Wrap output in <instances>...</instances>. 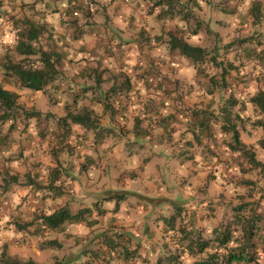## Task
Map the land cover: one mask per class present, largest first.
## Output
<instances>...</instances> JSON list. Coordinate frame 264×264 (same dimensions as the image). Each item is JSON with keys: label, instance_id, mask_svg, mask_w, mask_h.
<instances>
[{"label": "rangeland", "instance_id": "1", "mask_svg": "<svg viewBox=\"0 0 264 264\" xmlns=\"http://www.w3.org/2000/svg\"><path fill=\"white\" fill-rule=\"evenodd\" d=\"M47 2V0L46 2L45 0H34L33 4L30 5V8L27 7V9L29 8V15L24 14L18 18L16 22L18 30L12 29V33L15 36L13 39L15 41V46L21 38L19 31L21 30L20 28L23 27L24 20L22 19L25 16H29L25 19H31L44 27L41 9H37L36 4L38 3L37 6H44ZM85 2H87L86 4L90 3L89 0H85ZM150 2L146 3L144 6V8H146L145 13L148 14L149 12L151 15L158 14L161 8L159 2L162 1L150 0ZM93 3H95V1ZM175 3L176 5L171 14L175 15V18L173 19L176 20V29L172 30L189 43L206 48L209 51L208 59L210 62L207 61V63L201 65L200 63H195L192 59L186 58L180 53V51L169 49L168 45L165 43L168 41V37H165V42H162V47L161 45L157 47L156 44L158 42L148 40V43L127 51L128 54L131 55V59H129L131 65L135 66L140 63L146 65L144 69L137 70V75L132 78L131 90H135V93H133L132 97L127 101L131 102L140 100L141 97L145 95H154L155 91L158 92L159 89L167 87L172 88L171 92L173 93L167 96L170 99V103H174L175 105L184 104L188 106L186 108L189 110L198 108L200 110L208 109L210 112H218L219 107L224 106L231 95L234 94L237 98L239 97L241 101L246 102L260 88L264 87V0H176ZM256 3L261 7V20L254 15L252 10V7ZM29 4L30 3H27L26 6ZM127 6L132 7L131 9H133L137 6L136 1L135 4L127 2ZM23 9L24 8L21 10ZM90 19L91 18H89L88 22H90ZM151 24L152 22H148V25ZM79 36H81L80 41L84 43V45L81 43L79 47L75 39L71 41V36L64 38V41H62V45L66 42L71 44L69 47H66L67 50L61 58L59 65L62 76L56 79L53 84L50 83L47 87L48 89L42 91L43 93H38L39 95L35 93V96L37 97L31 95L26 97L31 99L30 102L32 103H29L34 105L33 108L36 107L43 112L40 117L38 115L39 118H37L36 121L32 120V124L37 126L39 124L37 122L41 120L46 136L48 134H54L57 128L56 117L60 118L65 116L67 111L70 109L72 110L73 108L74 96H70V93L79 91L81 86L78 83L83 81V79L81 80L79 78L78 73L76 74L75 72H80V69L83 66L82 64H84L82 62L85 61L89 64L90 60V63H92V58L99 57L100 55V49L94 46V40H84L81 34H79ZM132 37L134 36L131 35L128 39H131ZM45 40L46 39H43L42 33L39 41L33 42V44L45 51L58 52L62 55V50L60 49L62 46H60V48L48 47V43ZM245 40L248 41L245 42ZM109 53L116 55L115 51H103L105 56ZM9 55H11V59L8 58L5 63H3V61L0 62V70L7 69L6 66L9 60L15 63L21 62L29 67L32 65L35 67L41 66L43 64L39 53L36 55H23L15 49L14 52ZM9 55L6 54V52H0V60L6 59ZM81 56H86L88 59L82 60L80 59ZM212 56L216 57L217 63L211 61ZM156 57H165V59H163V64H159L158 66L153 63L152 61H154V58ZM167 57H170L169 63L167 62ZM172 57L176 62H174ZM171 60H173V62ZM157 66L160 69H158ZM117 67H122V64L118 62ZM223 68H226V70L224 71ZM110 72L116 75L121 73L115 72L114 70H110ZM72 73H75V77L71 81L70 74ZM167 74H169L170 78H166L165 80H169V82L159 80V78H165ZM212 76H215V85L213 79H211ZM222 80H225L226 82L223 87H221ZM110 84L111 83H108L107 85L105 84V89L108 90L109 86H111ZM156 84H161L162 87L157 88ZM212 87L215 89L213 94H207L206 88ZM220 87L223 89H220ZM163 91H165V89ZM19 96L20 95H18V99ZM79 100L83 101V98L80 97ZM19 102V107L13 114L17 119H21L22 116H24L22 123H26L27 117L32 113L33 108H30L26 104L27 102L25 103L23 100H19ZM124 102H126V100ZM249 108L248 112L251 115V118L248 120H245L246 117L243 118L241 136L242 140L246 143L248 150L250 152H255L256 159L263 162V166L255 167L243 155H240V153H236L233 156H226L222 149L217 145V142L224 138L221 127L222 125L221 122L216 120L217 118H214V134H212L209 139L204 141L200 146V149H203L205 146V149H203L205 150V154L203 156L207 158L208 162L201 164L202 158L200 161H196V159L192 157L184 156L183 151L180 150L179 154L182 155L181 159H183L188 166L187 174L184 179H179V183L175 182L173 184L177 189H181L182 191H180L183 192V194L187 196L186 198L191 202L200 201V203H204L205 201H208L207 208H210L212 205L220 207V218L225 220L224 226L231 225L230 227L232 229L236 228V235L241 234L242 227L237 224L238 220L234 211L235 206L250 203L246 208V211L243 212L250 215L253 211L249 210L253 206L259 214L264 215V148L261 145V140L264 138V130L262 127L254 124V121L257 119L255 108ZM48 112L51 114H46ZM246 112L247 110L245 113ZM1 114L2 113H0V116ZM45 114L51 116L46 117ZM131 114H135V112L132 111ZM189 114L194 117V110L189 112ZM124 115L125 116L123 117L122 115L117 114L116 121L122 123V120L129 117L128 114ZM132 117H134V115H132ZM239 124H241L240 120ZM73 129L78 131L81 127L73 124ZM46 136L44 137L46 138ZM112 137L115 138L117 142L116 146L123 143L120 140V135H117L116 132H114ZM127 145H129V143ZM68 155L67 152H63L60 156L62 159L66 160ZM111 157H113V155H111ZM163 157L164 156H161L158 161V169L163 176L166 177L170 173H177L184 170V167L178 163V159L176 158L173 159L167 157V160H163L161 164ZM44 159L47 162H50L51 158L49 159L48 157H45ZM134 159L136 160V158ZM74 162L77 163L78 160L75 159ZM139 169V167H135L118 173V175L120 174L121 179L124 174L127 175V179H129V177H135V180L133 181L121 182L120 186H118V190H121L128 185L129 187L139 185V182H141V177L137 172ZM118 175H110L113 179L111 182L106 183V186H108L107 188H109L107 190L110 196L111 194H115L114 191H111L114 188V179L120 183V181L117 180ZM217 177L220 178L217 179ZM89 179L91 182L90 176ZM167 180H171L169 176H167ZM210 180H214V183H212L211 189H208V182ZM216 180L220 181L221 184ZM158 184L159 182H156L155 187ZM100 187L101 185H99V187L93 185V188H97L94 190H98ZM212 190L215 192L211 193ZM27 191L28 189L24 187L19 189L17 193L13 194H11V192L0 191V197L6 198L3 201L0 199V211H8L7 209H10V204L8 202H13L14 200L20 202L19 198H17V194L26 197L28 196ZM165 192L168 195L171 194V186L169 184L165 186ZM11 195L12 198L8 200V197ZM179 198L180 195L172 198V200L179 201ZM186 198L182 200V203L188 201ZM106 201H108V199H104L103 194H101V197H88L86 203L88 206L94 208V213L96 214L99 213V208H102ZM126 205L131 209H128L130 212H133L134 209H136L135 206H132L130 203H126ZM34 206L35 205L30 206V209H28L27 206L24 210L28 209L32 214L35 209ZM74 207L76 208V206ZM118 208L119 205L118 207L116 205L114 210H117ZM156 208L158 211H162L163 209L162 205ZM32 219L33 218L30 217L27 218L26 221L29 222ZM10 220L11 218H8L7 220L0 219V251L6 248L7 253L17 259L25 261L32 258L43 264H53L57 258H65L68 256L76 258L79 254L78 248L83 250L86 247L88 251L92 250L95 252L97 248L99 249L100 246H102L101 241H99L103 238L101 237V234H111L116 228L119 230L125 228L122 225L111 224L107 212L99 214V223L97 225L90 227L82 222L77 224V228L65 231V234H70L71 236L85 234L79 235L77 238V241H79V239L82 241L80 247L74 250L69 248L68 245L56 250L53 247H43V244L46 242H43V236H35L28 229V231L24 230L23 234L18 232L16 227V230L13 231V227L16 225ZM181 221L184 220L181 219ZM180 226L182 225H180V222L178 221V231L180 234H186V231H182L180 229L182 227ZM131 227L133 229L131 231H134L136 229V224ZM211 230L212 229H209V231L206 232L205 228L199 226L197 229H193L191 233H188L190 236L186 244L193 248L194 253L192 256H188V260L183 258L182 263L190 262V264H192L196 260L213 259L212 254H215L218 243L213 239L211 240V238L214 237V231L210 233ZM259 231L261 234H256L253 237V242L257 243V246L254 247V250L250 251L251 254L256 256L255 260L252 262L233 264H264V218L260 224ZM46 234H59L56 236L58 239L64 240L70 244L76 241L75 237H66L60 232L50 231ZM204 234L207 235L205 236ZM259 237H262V239ZM207 240H209L207 247L201 249V242H207ZM230 246L233 245L230 244ZM227 252L226 248H219L217 251L218 255L216 256L218 259L215 257L214 260H218V264H224ZM91 254L92 253L89 252L86 256L82 255L80 257L81 261L73 264H82L85 260H89V257H92Z\"/></svg>", "mask_w": 264, "mask_h": 264}, {"label": "crops", "instance_id": "2", "mask_svg": "<svg viewBox=\"0 0 264 264\" xmlns=\"http://www.w3.org/2000/svg\"><path fill=\"white\" fill-rule=\"evenodd\" d=\"M0 1V52H6V54L9 55L15 50V41L13 40L15 36L12 33V29L18 30L16 25L18 18L24 14L29 15V8L34 0ZM47 1V4L44 6H37V3L36 7L37 9H41L44 25L43 39H46L45 41H47L48 47L60 48V46H62L60 49L62 50L63 57L67 50L66 47L71 45L67 42L62 45L64 38L71 36V41L75 39L79 47L81 43L84 45V43L80 41L81 36H79V34H81L84 40H94V46L100 49L99 57H93L92 63H90V60L89 64L85 61L82 62L84 64H82L83 66L80 72H75L76 74L78 73V75L83 71L95 73L94 69H98L100 72L107 68V78L116 75L110 72V70H114L115 72H121L119 74L120 78L124 77L122 79H130L129 81L131 82L132 78L137 75V70L144 69L146 65H144V63L135 66L131 65L129 60L131 59V55H129L127 51L148 43V40H150L149 38L155 35L168 37V31L176 29V20L173 19L175 15L168 13V0L162 2L163 4H159L161 8L158 14L156 13L154 15H151L149 12L148 14L145 13L146 8H144V6L146 3H149L150 0H89L90 2L92 1V3L95 1V3H93L94 7L92 8H88V4H86L87 2H85V0ZM135 1L137 6L133 9L127 6V2L135 4ZM27 3L30 4L26 6ZM80 3L82 4V8L78 7ZM27 7L29 8L27 9ZM22 8L24 9L21 10ZM26 17L29 16H25L22 20H25ZM89 18H91L90 22H88ZM148 22H152V24L148 25ZM131 35L134 37L128 39ZM76 36H79V38H76ZM150 41H154V39L152 38ZM165 43L168 45L167 42ZM156 45L157 47L160 45L162 47L163 43L159 41ZM103 51H115L116 55L109 53L106 57ZM8 58L11 59V55L6 59L0 60V62H7ZM80 59L84 60L88 59V57L81 56ZM163 59H165V57H156L152 62L159 66V64H163ZM166 59H168L167 62L169 63L170 57ZM172 59L174 60L173 57ZM173 60L171 61L173 62ZM118 62L122 64V67H117ZM174 62L176 61L174 60ZM158 69L160 68L158 67ZM75 73L70 74L71 81L74 79ZM166 78H170L169 74H167L165 78H159V80L169 82V80H165ZM0 80L1 86L20 95L17 100L18 104H20L19 100H23L25 103L27 102L26 104L30 108H33L34 105L30 104L32 103L30 102L31 99L26 97H28V95L35 96V93H43L42 91H35L23 87L18 77L8 74L5 69L0 70ZM108 83H111V86L108 88L109 90L114 83V78H110L105 84L107 85ZM103 88L107 90L105 86ZM164 89L165 91H163ZM171 91L172 88L163 87L159 89L158 92L155 91L154 95H145L141 97L140 100L131 102L126 100L125 105H127V113L125 114H128L129 117L122 120V123L116 121V117H106L105 115V118L102 120V125L105 127L109 126L114 130L111 133L112 135H109V137L105 139V143L100 144L102 147L101 153L103 154L101 158L102 161H98V164L95 163L94 166H91L83 173H79L80 166L74 168L73 172L77 180L74 182L75 192L73 193L74 201L72 202V206H76V208L88 206L86 202L87 198L90 196L101 197V194H103L104 199H108L110 195L106 183L111 182L113 179L110 175L117 176L118 173L127 169L130 170L135 167L140 168L137 172L141 177V182H139L137 186L129 187L128 185L118 190V186H120L121 182L133 181L135 177H129V179H127V175L124 174L121 179L119 174L117 180H119L120 183L114 179V188L111 191H114L115 194H111V196L125 192L124 199L119 201V208L114 210L117 205L116 198L108 199L102 206V208L105 209L104 213L107 212V216L110 217V223L124 226L123 232L125 234H122L118 238L121 247L114 251L111 250L106 243L107 241H105V238H114V235L99 240L101 241V245H103L95 251L101 253V257L97 258L100 262H103V258H105V260H108L107 262H109V264H157L160 256L164 255L165 252L179 255L181 259L185 258L188 260V256H192L194 251L186 245V241L183 239L185 234H180L178 231V221L183 228L193 230L201 226L206 229V232L212 229L214 224L218 225V223L222 221V218H220V207L212 205L210 208H207L208 201L204 203H200V201L191 202L186 198L187 196L181 192V189L180 191L173 186L175 182H180V178L184 179L187 174L188 166L184 160L181 159L182 155L179 154V151L181 150L184 152L183 147L180 145L183 144L182 141H185L186 138H190L191 134L186 132L189 125V115H187L188 108H186L188 106L170 103V99L167 96L172 93ZM133 93H135V90H131L129 94ZM149 104L151 106L149 108L151 113L146 114L144 108ZM35 109L40 111L36 107ZM101 109L102 105H100V108H97L99 111ZM132 111H134L135 114H131ZM3 112L4 111H0V113ZM132 115H134V117H132ZM137 115L145 120L141 122V125L148 126L151 123L154 127L151 134L147 136L146 139L136 136V131L133 129L135 124L134 119ZM149 115H151V117H148ZM157 115L163 117L170 115V119H166L163 123H159ZM23 117L24 116H22L21 119L14 120H0V191L11 192V194H13L17 193L22 187L28 189V196L23 197L17 194V198H19L20 202H17V200L13 202L10 201L8 202L10 204V209H7L8 211L5 212L0 211V219L7 220L11 218L10 221L13 222L14 225L30 218L31 213L28 209L31 208L30 206L36 205L34 203H37V200L28 201L34 199L31 194L36 192V188H33L32 185H22V183L25 182L28 176L34 180L40 181L41 184L47 182L51 170L57 165L56 159L53 158L50 153L51 147L49 146L48 140H45L41 133L37 132V126L32 124L31 117H27V122L22 123ZM169 121L171 122V126L176 127L172 132L173 136H171V139L168 137L165 128L167 123L169 126ZM77 126L81 127L80 130L85 129L81 125ZM118 129L120 131L123 129V133L122 131H118ZM114 132L120 135V140L123 142L122 144L120 143L116 146L117 142L115 138L112 137ZM88 136L89 138H87L86 142L88 144H95L94 133L89 132ZM128 143L129 145H127ZM183 154L187 156L185 152ZM111 155H113V157H111ZM161 156H164L161 160V164L163 160H167V157L176 158L178 159V163L184 167V170L177 173H170L171 175L168 174L167 176H169L171 180H167V176L165 177L160 174V170L158 169V161ZM45 157L51 158L52 161L50 159V162H47L44 159ZM82 158L81 156V159ZM134 158H136V160ZM77 160H80L79 157H77ZM63 162H65V160H63ZM6 174L17 175L19 183L10 182V179L5 181L4 177ZM89 176L91 177V182ZM156 182H159V184L155 187ZM217 182L220 183L219 181ZM212 183H214V180L208 182V189H211ZM167 184L171 186L170 195L165 192V186H167ZM93 185L97 187L101 185V187L98 190H94L97 188H93ZM213 192L215 191L212 190L211 193ZM175 195H180L179 201L172 200V198L176 197ZM11 198L12 195L8 197V200ZM184 198L188 200L186 203H182ZM0 199L3 201L6 198L0 197ZM62 201L63 205L67 202V200ZM126 203H130L132 206H135L136 209L130 212L131 209L127 207ZM160 205L163 207L162 211H158L156 208ZM27 206L28 209L24 210ZM177 213H180V215L176 217L178 220H175L174 216H177ZM181 219L184 221H181ZM170 220L171 223H169ZM134 224H136V229L131 231L133 230L131 226ZM15 227L16 226L13 227V231L16 230ZM180 229L182 230V228ZM18 232L23 234L24 230L18 229ZM212 232L213 229L210 233ZM204 235L206 236L207 234ZM89 252L93 255L92 250H89L88 253ZM183 264H190V262H184Z\"/></svg>", "mask_w": 264, "mask_h": 264}, {"label": "trees", "instance_id": "3", "mask_svg": "<svg viewBox=\"0 0 264 264\" xmlns=\"http://www.w3.org/2000/svg\"><path fill=\"white\" fill-rule=\"evenodd\" d=\"M159 1L163 2L166 0ZM175 1L176 0L167 1L168 13L170 14L173 12L174 6L176 5ZM162 2H159V4ZM93 5L94 4L92 2L88 3V8L93 7ZM78 7L82 8V4H80ZM252 10L254 15L261 20V7L258 6V3L254 4ZM23 24L24 27H22L19 31L21 38L17 42L15 49L17 52L23 55H36L39 53L41 55V62L43 64L41 66L35 67L32 65L29 67L21 62L15 63L9 60L6 70H8V74L16 75L23 87L35 91H45L48 89L47 87L50 83L53 84L56 79L62 76V72L59 68L62 55L58 52L45 51L33 44V42H38L41 38L43 26L37 24L31 19H25ZM167 35L168 41L166 42L168 43L169 49L178 50L186 58L192 59L195 63H200L201 65L203 63H207V61L210 62L208 59L209 51L206 48L189 43L172 29L168 31ZM76 38H79V36H76ZM152 38L155 42H165V37L162 35H155ZM152 38L149 39L151 40ZM247 41L248 40H245V42ZM211 61H213V63H217L216 57L212 56ZM223 69L224 71L226 70V68ZM107 71V68L100 72L98 69H94L95 73L83 71L81 74H79V78L81 80L83 79L82 82L78 83L81 86L80 90L70 93V96H74L73 108L72 110L70 109L67 111L65 116L60 118L55 116L57 119V128L53 135L48 134L46 136V133L43 130V123H41V120L37 122L39 123L37 125V132L41 133L42 136H46V138L44 136L43 138L48 140L49 146L51 147L50 153L52 154L53 158L56 159L57 165L51 170L47 182L41 184L40 181L34 180L28 176L25 182L22 183V185H32L33 188H36V192H32L33 194H31L34 199L28 200L30 202L37 200V203H34L36 204L34 206L35 209L33 213L30 214L31 218L35 219H32L29 222L25 221L16 223V227L20 230L28 229L35 236H43V242L46 241L45 244H43V247L48 246L58 250L69 245V248L75 250L81 246L82 242L80 239L77 241L78 235H72L76 238V241L70 244L64 240L58 239L56 236L59 234L46 233L50 231L60 232L66 237H72L70 234H65V231H70L73 228H77V224L82 222L90 227H93L99 223V214L104 213L103 208H99L100 211L96 214L94 213V208L91 206L75 208L72 206V202L74 201L73 193L75 192L74 182L77 180L76 175H74L73 172L74 168H76V166H80L79 173H83L91 166H94L95 163L98 164V161H102L101 158L103 154L101 153L102 147L100 144L105 143V139L109 137V135H111L112 131L114 130L109 126L105 127L102 125V120L105 118V115L106 117L110 116L115 118L117 114H120L124 117V114L127 113V105H125L124 101L129 100L133 95L129 94L132 88V80L130 82V79H122L124 77L120 78L119 75H114L107 78ZM110 78H114V83L109 90H104V84L109 81ZM211 79H213L215 85V76H212ZM225 83V80H222L221 87H223ZM156 87L161 88L162 86L161 84H156ZM221 87L220 89H223ZM214 90L215 89L213 87L206 88V93L212 95ZM80 97L83 98V101L79 100ZM17 99L18 94L5 89L0 85V111H4L0 116V120L17 119L13 114L14 111H16V109L19 107ZM100 105H102V109L99 111L97 108H100ZM150 107L151 106L149 104L144 108V112H146V114L151 113L149 110ZM249 107H254L255 112L257 113V119L254 121V124L256 126L262 127L264 130V87L260 88L246 102L241 101L240 98H237L234 94L231 95L225 105L219 107L218 112H210L208 109H188L187 115H189V125L186 132H189L191 136L190 138H186L185 141H182L183 144L180 145L183 147L185 155H187V157L196 159V161H200L202 158L201 164L208 162L207 158L203 156L205 154V150H203L205 149V146L203 149H200V146L204 143V141L208 140L212 134H214L213 125L215 124L213 119L217 118L216 120L221 122L222 133L224 135V138L217 142V145L222 149L223 153L226 156H233L236 153H240V155H243L255 167L263 166V162L256 159L255 152H250L246 143L241 138L243 118L246 117L245 120L251 118V115L248 112L250 109ZM193 110L194 117L190 116L189 114V112H192ZM246 110L247 112L245 113ZM42 114L43 112L36 111L35 108H33L32 113L28 117H31L32 120L36 121L37 118H39ZM46 114L51 113L48 112ZM50 116L51 115H46V117ZM148 117H151V115ZM169 117L170 115L166 117L157 115L159 123H163L166 119L169 120ZM239 120L241 121V124H239ZM143 121L145 120L141 119L140 116L137 115L134 119L135 124L133 129L136 131V136L146 139V137L151 134L154 127L151 123L148 126L141 125V122ZM73 124L81 125L86 130L84 129L75 131L73 129ZM165 128L168 137L171 139V136H173L172 132L176 129V127L171 126L170 122L169 126L168 123L165 125ZM107 129L110 133H105L107 132ZM122 130L123 129H121V131ZM89 131L90 133L93 132L95 135V144H88L86 142L87 138H89ZM118 131L120 130L118 129ZM261 145L264 148V138L261 140ZM63 152H67L69 154L65 162H63L64 159H62L60 156ZM81 156L83 157L82 159ZM77 157H79L80 160L75 163L74 161L75 159L77 160ZM219 178L220 177H217V179ZM7 179H10V182L19 183V178L17 175L6 174L4 180L6 181ZM124 197L125 192L110 196L108 199L116 198L118 207L119 201L124 199ZM60 199L67 200V202L63 205V201ZM249 204L250 203H244L240 206H235L234 208L238 220L237 224L241 225L242 227L241 234L236 235L237 229H232L230 227L231 225L224 226V219L220 221L218 225L214 224L212 226L214 237L211 238V240L213 239L216 243H218V246L216 247L215 254H212L213 259L196 260L192 264H218V260L214 259L218 255L217 251L219 248H226L228 251L224 264L252 262L255 260L256 256L251 254L250 251L254 250V247L257 246V243L253 242V237L256 234H261L259 228L264 215L259 214L253 206L249 210L253 211L250 215L243 212L246 211V208L249 206ZM176 215L177 216H174V219L178 220L176 217H179L178 215H180V213H177ZM169 223H171V220ZM182 230L186 231L183 239L187 242L190 236L188 233H191L192 230L183 227ZM122 234H125L123 230L116 228L113 233L101 234V237L105 238L107 236L111 237L114 235V238H105L108 246L114 251L121 247L118 238ZM259 238L262 239V237ZM208 241L209 240H207V242H201V249L207 247ZM230 244L233 246H230ZM186 245L188 246V244ZM189 247L192 248L191 246ZM78 250L79 254L76 258L71 256L57 258L53 264H73L81 261L80 257L82 255L86 256L88 251L86 249L80 250L79 248ZM100 255L101 253L95 251L93 252L92 257H89V260H85L82 262V264H109V262H107L108 260H105V258H103V262L98 261L97 258H100ZM180 257L181 256L179 255L165 252L164 255L160 256L157 264H183ZM216 259L218 258L216 257ZM0 264L43 263L35 261L32 258L22 261L9 255L7 253V249L4 248L0 253Z\"/></svg>", "mask_w": 264, "mask_h": 264}]
</instances>
